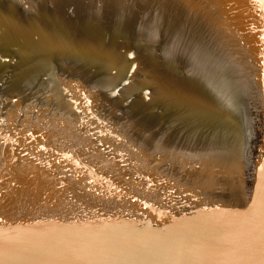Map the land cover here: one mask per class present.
Listing matches in <instances>:
<instances>
[{
  "label": "water",
  "instance_id": "obj_1",
  "mask_svg": "<svg viewBox=\"0 0 264 264\" xmlns=\"http://www.w3.org/2000/svg\"><path fill=\"white\" fill-rule=\"evenodd\" d=\"M5 3L0 264H264V0Z\"/></svg>",
  "mask_w": 264,
  "mask_h": 264
},
{
  "label": "bare ground",
  "instance_id": "obj_2",
  "mask_svg": "<svg viewBox=\"0 0 264 264\" xmlns=\"http://www.w3.org/2000/svg\"><path fill=\"white\" fill-rule=\"evenodd\" d=\"M10 8L11 7H8V4L7 3H5L4 4V8L3 9H1L2 11H5V12H7V18H9V19H6V21L5 20H3V24H1V27L2 28H4L5 29V31H7V32H5V31H2L1 29H0V32H4V33H2L3 35H5L6 36V38L5 39H7V38H9L10 36V34L9 33H13V32H16L14 35H16V34H18L17 35V37H20L21 36V34H22V32L21 33H19L20 32V29L19 28H21V27H19V25L20 26H23L24 25V23H23V17H21L19 14L17 15V14H15V13H13L14 15V17L15 18H13V19H11L10 17H8L9 16V13L11 12V10H10ZM13 11H16L14 8H13ZM17 17H19V21H17ZM0 19H3V18H0ZM21 19L23 20V21H21ZM14 21H17V23H18V26L14 23ZM12 22V23H11ZM91 32V31H90ZM92 33V32H91ZM1 34V33H0ZM1 34V35H2ZM89 35H91L90 33H89ZM13 36V35H12ZM9 52H6L5 54H0V67L1 66H4L5 64H7L8 63V61L9 60H7V55L9 54V53H12V51L9 49L8 50ZM31 52V51H30ZM24 55H25V52H24ZM25 56H27V55H25ZM17 75V74H16ZM15 75V76H16ZM112 79V80H111ZM111 79H109V80H107L106 81V85H107V87L105 88V90L107 91V90H111L113 87H114V84H115V82H114V80H113V78H111ZM113 90V89H112ZM154 104H156V102L154 103ZM74 109H80L81 111L83 110V108L79 105V103L77 102V104H76V106L75 107H73ZM84 109H89V106H85V108ZM157 168H159V167H157Z\"/></svg>",
  "mask_w": 264,
  "mask_h": 264
}]
</instances>
